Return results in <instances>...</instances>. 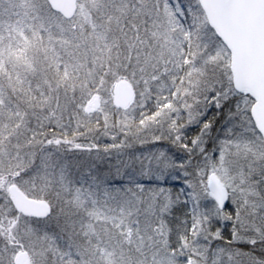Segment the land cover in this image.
<instances>
[{"label": "snow or ice", "instance_id": "obj_1", "mask_svg": "<svg viewBox=\"0 0 264 264\" xmlns=\"http://www.w3.org/2000/svg\"><path fill=\"white\" fill-rule=\"evenodd\" d=\"M0 264H264V0H0Z\"/></svg>", "mask_w": 264, "mask_h": 264}]
</instances>
